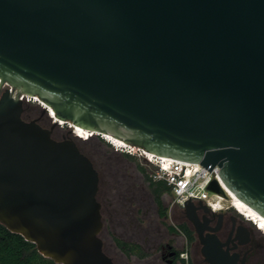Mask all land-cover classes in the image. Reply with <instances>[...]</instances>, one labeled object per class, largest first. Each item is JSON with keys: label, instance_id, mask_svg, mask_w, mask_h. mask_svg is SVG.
<instances>
[{"label": "water", "instance_id": "obj_1", "mask_svg": "<svg viewBox=\"0 0 264 264\" xmlns=\"http://www.w3.org/2000/svg\"><path fill=\"white\" fill-rule=\"evenodd\" d=\"M2 87L0 223L57 264L114 262L98 172L74 138L22 117L35 96L68 127L217 166L264 216V0H0ZM182 209L204 260L235 264L195 203Z\"/></svg>", "mask_w": 264, "mask_h": 264}, {"label": "rangeland", "instance_id": "obj_2", "mask_svg": "<svg viewBox=\"0 0 264 264\" xmlns=\"http://www.w3.org/2000/svg\"><path fill=\"white\" fill-rule=\"evenodd\" d=\"M2 90L3 88L0 90V94ZM26 103H28V108L34 110L37 114L41 113L43 106L41 107L38 102L29 100ZM42 115L46 127H49L54 122L50 113L46 111ZM69 128L66 124H57L54 127L55 136H59L61 133H68ZM69 135L75 138L80 149L90 158L98 172L97 198L101 203L100 211L103 222L99 236L103 241L105 251L116 264H167L159 259L158 248L150 245L144 246L143 244V240L147 235V229H145L147 216H153L156 213L155 227L160 230L163 239L166 242L168 241L179 252L186 241L182 237L183 235L178 232L179 229L177 228L174 231L175 234H166L165 229L167 225L177 227L178 223H180L178 216L183 213V209L172 204L173 197L171 194L165 195L162 202L167 207L166 216H159V208L150 194L141 169L143 168L146 173L152 174L156 171V166L152 163L148 164L149 161L144 156L132 155L133 157H129V154L128 156L117 151L100 135L95 134L88 139L73 133H69ZM122 185H124L125 190L128 188L127 185H130V188L129 192H126V198L121 197L120 199V187ZM121 202L126 204V209L130 208L129 212L126 211L130 217L125 214ZM223 203L225 205L224 208L230 204L228 199ZM243 219L246 220L244 217ZM246 221L249 222L248 226L254 234L256 255L260 259L261 264H264V234L251 221ZM129 223L143 226V231L137 234V229L128 227ZM120 240L127 242L132 247L133 252L131 251L132 253L130 254L123 252L120 248ZM188 244L190 248L191 242L188 241ZM139 245L144 246L143 252L146 254L144 257H140L139 252H137L136 246ZM192 261L194 264H198L194 256H192Z\"/></svg>", "mask_w": 264, "mask_h": 264}, {"label": "flooded vegetation", "instance_id": "obj_3", "mask_svg": "<svg viewBox=\"0 0 264 264\" xmlns=\"http://www.w3.org/2000/svg\"><path fill=\"white\" fill-rule=\"evenodd\" d=\"M4 89V87H2ZM0 88V90L2 89ZM28 103L24 102L22 117L26 120L34 119L42 127L51 129V136L56 140H62L70 137L68 133H61L59 136H55L54 127L52 124L46 127V123L43 119V112L37 114L34 110L28 108ZM54 121V120H53ZM55 122V121H54ZM123 197L122 188L120 187V199ZM200 202H196V217L197 224L199 227H203V233H213L217 239L223 244L222 249L227 251L229 255L235 257V264H261L260 259L257 257L255 252L254 234L251 228L248 226L249 222L246 217L244 220L242 215L235 209L226 207L222 211L212 212L209 209L205 211ZM125 203L121 202V206L124 207L125 214L130 217L127 213L130 208H125ZM127 211V212H126ZM236 211V212H235ZM154 212V211H153ZM180 222H185L189 229L192 231L194 240L191 241L190 256H194L198 264H209L204 260L201 254V243L197 238L196 226L187 219L184 211L178 216ZM156 213L153 216H147V222L145 229H147V235L143 240V244L150 245L159 249V259L166 262L167 264H179L178 251L167 241L163 239L160 230L155 227L156 224ZM250 221V220H248ZM103 227V226H102ZM128 227L137 229V234L143 231V226L132 225L129 223ZM180 231V230H179ZM166 234H175L174 231H170L168 228L165 229ZM149 234V235H148ZM103 242V241H102ZM143 246V245H142ZM143 246V247H144ZM122 254V253H121ZM123 255V254H122ZM113 261V259H112Z\"/></svg>", "mask_w": 264, "mask_h": 264}, {"label": "built area", "instance_id": "obj_4", "mask_svg": "<svg viewBox=\"0 0 264 264\" xmlns=\"http://www.w3.org/2000/svg\"><path fill=\"white\" fill-rule=\"evenodd\" d=\"M105 140L121 153L144 156L142 150L137 147L129 144L117 146L111 141ZM146 159L149 163L156 166V171L150 174V176L155 180H163L169 186L173 197L172 204L182 208L184 201L187 199L194 203L201 200L207 209L210 211L212 209V212H219L225 209L223 205V202L227 199L225 194L215 193L209 191L207 188L213 180L219 184L220 175L217 166L208 169L198 162L179 160L165 156H150V158ZM217 206L221 208L215 209ZM226 207L229 208L231 206L228 205ZM178 232L186 240L184 247L178 252L179 264H194L190 256L187 237L183 232L179 230Z\"/></svg>", "mask_w": 264, "mask_h": 264}, {"label": "trees", "instance_id": "obj_5", "mask_svg": "<svg viewBox=\"0 0 264 264\" xmlns=\"http://www.w3.org/2000/svg\"><path fill=\"white\" fill-rule=\"evenodd\" d=\"M91 136H93V134ZM91 136L85 139H88ZM129 157H133V156L130 155ZM141 169H142V175L150 190V194L153 196L155 203L159 208V216L165 217L167 212V207L164 206L162 199L165 195L171 194L170 188L169 186L166 185V183L163 180H155L150 176V174L146 173V171L143 168ZM123 186L124 185L121 186L122 193H123V197L126 198L127 196L126 192H129L130 185H127L128 191L127 189L125 190ZM131 196L133 197V195ZM166 228H168L170 231H176L177 228L185 234L189 242L194 240L192 231L189 229V227L186 225L185 222L178 223L177 227L167 225ZM120 248L126 254H130L133 252L132 247H130L125 241L120 240ZM136 248H137V252H139L140 257H144L146 255L143 252L144 248L142 245L136 246ZM103 251L112 259V257L105 251L104 247H103ZM113 262L114 264H116L114 260ZM0 264H57V263H55L52 259L41 255L37 251L36 245L34 243L25 240L23 236H21L18 233L11 232L3 224L0 223Z\"/></svg>", "mask_w": 264, "mask_h": 264}, {"label": "bare ground", "instance_id": "obj_6", "mask_svg": "<svg viewBox=\"0 0 264 264\" xmlns=\"http://www.w3.org/2000/svg\"><path fill=\"white\" fill-rule=\"evenodd\" d=\"M29 100H35L38 102L41 107L43 106L44 108H47V111L50 113L51 118L55 121L58 122V124H65L63 121L58 120L54 116V112L50 107H47L43 102H41L36 96L31 97L28 99ZM70 128L72 129V133L77 135V136H82V137H89L92 134L95 135V132H88L85 129H82L78 126H73L70 125ZM101 136L104 137L105 139L111 141L113 144L120 146V145H125L126 143L121 140L118 137H115L114 135L110 133H101ZM143 155L145 158H150V156H155L154 154L142 151ZM219 185L220 187L224 190L225 196L227 197L228 201L230 202V206L235 208L243 217H246L248 220H250L254 225L259 229L263 234H264V216H261L254 208H252L250 205H248L246 202L241 200L232 190H230L226 184L223 182L221 177L219 178ZM225 206V205H224ZM221 208L220 206L215 207V209Z\"/></svg>", "mask_w": 264, "mask_h": 264}, {"label": "clouds", "instance_id": "obj_7", "mask_svg": "<svg viewBox=\"0 0 264 264\" xmlns=\"http://www.w3.org/2000/svg\"><path fill=\"white\" fill-rule=\"evenodd\" d=\"M96 135H99V134H96ZM101 136V135H100ZM102 137V136H101ZM103 139H104V137H103ZM106 141V140H105ZM109 143V142H108ZM245 218V217H244ZM254 224V223H253Z\"/></svg>", "mask_w": 264, "mask_h": 264}]
</instances>
